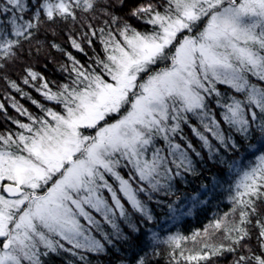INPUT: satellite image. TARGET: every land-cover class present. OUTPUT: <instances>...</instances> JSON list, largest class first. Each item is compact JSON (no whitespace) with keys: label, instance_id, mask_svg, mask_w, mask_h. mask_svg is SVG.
<instances>
[{"label":"snow or ice","instance_id":"obj_1","mask_svg":"<svg viewBox=\"0 0 264 264\" xmlns=\"http://www.w3.org/2000/svg\"><path fill=\"white\" fill-rule=\"evenodd\" d=\"M110 7L108 0H0V71L45 21L81 23L71 46L85 56L84 43L93 50L87 63L65 53L66 82L55 90L25 70L23 84L41 81L36 91L55 107L7 80L39 113L8 97L26 118L13 119L0 103L16 127L0 131V264H46L63 253L90 264L88 253L127 239L120 221L134 233V215L152 223L149 204L165 205L159 197L176 195L178 182L197 174L193 156L204 159L186 128L235 177L230 213L204 229L209 238L222 232L227 243L205 242L188 264L226 252L233 264H264L259 219V251L248 244L264 200V0H148L131 13L143 30ZM97 12L109 18L100 28L89 21ZM191 202L205 203L198 195ZM166 206L173 221L191 211L176 201ZM188 239L175 233L164 242L175 251Z\"/></svg>","mask_w":264,"mask_h":264},{"label":"trees","instance_id":"obj_2","mask_svg":"<svg viewBox=\"0 0 264 264\" xmlns=\"http://www.w3.org/2000/svg\"><path fill=\"white\" fill-rule=\"evenodd\" d=\"M108 2L111 4L110 12L128 20L134 27L143 30L144 26L131 13L133 9L143 3H147L148 0H108ZM108 19V16L102 15L101 12H97L94 19L89 17V21L96 28L105 26V22ZM81 29L82 24L79 22L73 25L71 21L68 23H49L45 21L39 31L36 32L31 43L24 42L23 49L19 53V59L14 63L8 64L3 71H0V103H3L7 108L8 116L13 119L26 120L25 117L19 116L10 107L11 100L8 97L18 101L34 114L39 113V109L32 104L27 96L21 97L20 93L11 89L7 80L15 81L32 99L45 104L46 107H55L51 102L45 101L44 97L36 91L41 81L33 82L35 87L23 84V79L27 77L25 70L31 69L33 72L43 76L54 90L57 84L66 82V74L60 71L61 65L70 63L65 53H71L82 63H87L88 56L93 55V50L88 47L87 43L83 45L88 54L87 56L77 52L71 46L69 36L80 37L82 35ZM53 44L58 45L59 49L63 51L53 48ZM96 50L100 51L98 42ZM8 129L16 131L15 125L6 120L3 113H0V131ZM185 131L197 150L202 152L204 159L201 161L193 156L197 174L186 175L184 181L178 182L176 195L159 198L165 200L166 204L176 201V206L180 207L184 213H188L191 210L190 214L180 216L179 219L173 221L167 216L168 208L166 204L157 207L156 204L150 203L149 207L153 211L155 220L152 223H147L134 215L132 222L137 224L139 228V231L135 233L132 232L127 224L120 221V227L127 239H114L112 246L106 245V251L103 254L88 253L90 264H138L141 259L145 261V264H188L186 257L190 253L196 254L199 252L205 242L227 243V241L219 239L222 236V232L216 233V235L209 238V236L204 235V229L214 219L223 217L225 213H230L232 204L229 201V189L235 177L228 172L226 166L218 164L217 160H209L207 152L201 149L199 141L191 135L190 130L186 128ZM193 195H198V200L205 201V203H196L194 205L191 202ZM177 196L180 197L179 200L176 199ZM257 207L258 215L251 217L252 224L249 227L252 238L248 241V244L258 252L257 236L259 235V229L256 221L259 219L264 222V200L258 202ZM97 218L99 219V217ZM233 218L238 220V214ZM103 226L106 231L111 233V228L108 225L105 224ZM211 231L210 229V233ZM153 233L158 235V239H153ZM175 233L189 237V239L182 242L180 249L173 251L169 244L164 241L169 235ZM194 233H199V235L193 240L191 237ZM97 236L100 238L99 234ZM181 251L184 253L183 257L180 255ZM244 254H246L244 250H240L237 253V255ZM234 259L235 256L232 253L226 252L209 260L193 261L192 264H233ZM72 260H75V258L67 253H65V256H59L54 260L51 257L52 264H69V261ZM75 264H80V262L75 260Z\"/></svg>","mask_w":264,"mask_h":264},{"label":"rangeland","instance_id":"obj_3","mask_svg":"<svg viewBox=\"0 0 264 264\" xmlns=\"http://www.w3.org/2000/svg\"><path fill=\"white\" fill-rule=\"evenodd\" d=\"M59 256H65V253H63V254H61V255H59ZM59 256H52V259L54 260L55 258H58ZM52 264L51 263V258L46 262V264Z\"/></svg>","mask_w":264,"mask_h":264}]
</instances>
